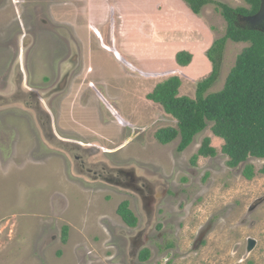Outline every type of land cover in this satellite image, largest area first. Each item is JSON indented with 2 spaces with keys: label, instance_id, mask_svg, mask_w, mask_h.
<instances>
[{
  "label": "rangeland",
  "instance_id": "374dc122",
  "mask_svg": "<svg viewBox=\"0 0 264 264\" xmlns=\"http://www.w3.org/2000/svg\"><path fill=\"white\" fill-rule=\"evenodd\" d=\"M213 1L247 7L243 0ZM159 5L0 0V264H264V201L248 212L264 197V161L249 157L239 169L228 168L211 124L182 151L179 138L162 145L154 136L191 122L196 84L212 71L209 47L200 48L222 38L226 22L207 5L198 17L202 33L184 23L191 31L184 36L167 29L166 14H155ZM170 6L172 18L178 13L180 23H192L176 0ZM96 29L102 42L95 36L91 44ZM72 40L79 67L49 103L58 136L39 99L74 54ZM21 46L27 84L15 66ZM246 46L226 42L207 93L223 88ZM204 138L216 155L193 160ZM92 142L104 152L78 144ZM247 164L252 180L242 175ZM118 171L132 172L136 185L143 181V194L110 182ZM124 201L135 227L116 213ZM248 238L257 242L249 254ZM143 239L132 256L131 240ZM141 248L147 260H139Z\"/></svg>",
  "mask_w": 264,
  "mask_h": 264
},
{
  "label": "trees",
  "instance_id": "16d2710c",
  "mask_svg": "<svg viewBox=\"0 0 264 264\" xmlns=\"http://www.w3.org/2000/svg\"><path fill=\"white\" fill-rule=\"evenodd\" d=\"M191 13L199 16L203 7L214 5L216 11L226 22L225 35L215 40L205 57L211 63V74L196 84L195 108L191 122L179 123L177 130L163 128L155 133V139L162 145L179 138L178 151L184 150L196 134L209 124L213 135L222 139L220 152L227 157L228 168L236 169L249 157L264 161V26L249 28L239 21L241 16L255 14L260 7V0H243L247 7L232 8L213 0H182ZM247 43L235 64L228 73L223 88L207 93L217 81L226 42ZM175 80L180 88V80ZM168 79V80H169ZM167 81V80H166ZM216 150L210 146V140L204 138L193 160L197 157H214ZM264 174V163L259 170ZM242 175L252 180L254 171L251 165H245ZM117 215L128 227H135L137 219L128 209L127 202H122L116 210ZM62 241L66 242V228ZM149 251L142 250L139 260H147Z\"/></svg>",
  "mask_w": 264,
  "mask_h": 264
},
{
  "label": "bare ground",
  "instance_id": "6f19581e",
  "mask_svg": "<svg viewBox=\"0 0 264 264\" xmlns=\"http://www.w3.org/2000/svg\"><path fill=\"white\" fill-rule=\"evenodd\" d=\"M72 42L74 43V45H76L75 52L73 55L70 54L71 57L69 55L64 61H62L63 63L60 64L59 69H58V81H57V83L53 87H51L49 90L41 92V101L40 102L42 104L43 109H45V111H48L50 113L52 124H53V129H54V132L56 133V135H58V134L55 130V126H56L55 120H54V117L52 116L51 109L49 108V103L52 102V100L55 97L63 94L68 89L71 78L79 67V64H80L79 63V49H78V46L75 43V41L72 40ZM23 64H24V51H23V46H21L20 52L18 53V56L16 58L15 66L18 69V73L19 74L22 73V75H23V72H25V69L23 68ZM22 78L24 80V83L27 84L26 78H24V77H22ZM66 82H67V85H66L65 89H63ZM61 139H63V138H61ZM63 140L71 142V140H68V139H63ZM78 144L80 146H83V147L93 148L95 150L104 152L100 143L92 142V143H78Z\"/></svg>",
  "mask_w": 264,
  "mask_h": 264
},
{
  "label": "crops",
  "instance_id": "0c3cea01",
  "mask_svg": "<svg viewBox=\"0 0 264 264\" xmlns=\"http://www.w3.org/2000/svg\"><path fill=\"white\" fill-rule=\"evenodd\" d=\"M155 1H157V2H159V6L157 7V8H155L154 10H155V14L157 13V16L159 17H162V15H160V14H166V16H167V18H168V24H167V29H179V31H182V32H184V36L185 35H187V32L188 31H190V30H188V28H186L185 26H184V23L185 24H188L189 26H193V27H195V26H197V27H195V28H197L198 30H199V32H200V34L202 33V31L204 30V27H201L200 26V24H199V22L204 26V24L201 22V21H199L198 20V17L199 16H194V15H192L189 11H188V9L181 3V1L180 0H176V2H178L181 6H182V8L185 10V12H186V14H187V16H188V19H192V23H188V22H186V21H183L182 23H180V21L182 20V16L181 15H179L178 13L176 14V16H175V18H172L171 16H170V13L172 12V10H173V8L170 6V3H171V1H173V0H155ZM160 7V8H159ZM156 11H158V12H156ZM103 17H98V19H97V21L98 20H101L100 22H99V26L101 27L102 25H104V23H103V19L105 20L106 18H105V16L106 15H102ZM95 20H96V18H95ZM199 21V22H198ZM155 22H156V20H155ZM157 22H159L162 26H161V29H162V27H163V25H164V23H162V22H160L159 21V19L157 20ZM159 29H160V27H159ZM161 29H160V31H161ZM98 30H99V27H98ZM98 30L96 29V30H94L95 31V33H94V31H92V35L94 34V36H92V37H90V42H91V44L93 43V41H92V39H93V37L95 38V36H96V38H97V40L99 41V42H102V37H101V35H100V33L98 32ZM191 32V31H190ZM173 37L171 36V39H172ZM172 41H174L173 39H172ZM211 45V44H210ZM210 45L208 44V45H206V46H201V48H200V50H203V49H205V47H210ZM176 61V60H175ZM176 64V69H177V67L178 68H180V66L177 64V63H175ZM177 71L179 72L180 71V69H177ZM163 77H165V75H162V77H161V79L163 80ZM168 80V79H167ZM70 84V83H69ZM178 85V84H177ZM183 97V96H182ZM129 106V103H127V105L125 106L124 105V107H122V106H119V108H120V110H125V109H128V108H126V107H128ZM130 107V106H129ZM132 110H134V108H133V105H132ZM129 126V125H128Z\"/></svg>",
  "mask_w": 264,
  "mask_h": 264
},
{
  "label": "water",
  "instance_id": "95a60500",
  "mask_svg": "<svg viewBox=\"0 0 264 264\" xmlns=\"http://www.w3.org/2000/svg\"><path fill=\"white\" fill-rule=\"evenodd\" d=\"M239 21L240 23L248 26L249 28H260L264 26V0H260L259 10L255 14L250 16H241L239 17ZM241 165L242 164H240L239 167L236 169H239ZM263 201H264V197L254 201V203H252V205L248 208V212L253 211ZM256 244H257L256 240L252 238H248L246 253L249 254L255 248Z\"/></svg>",
  "mask_w": 264,
  "mask_h": 264
},
{
  "label": "flooded vegetation",
  "instance_id": "af4514ba",
  "mask_svg": "<svg viewBox=\"0 0 264 264\" xmlns=\"http://www.w3.org/2000/svg\"><path fill=\"white\" fill-rule=\"evenodd\" d=\"M21 76V74H20ZM39 101H41V98L39 99ZM41 104V102H40ZM42 106V104H41ZM43 109V107H42ZM45 110V109H44ZM48 112V111H47ZM49 113V112H48ZM50 114V113H49ZM96 174V173H94ZM97 176V174L95 175ZM101 176V175H100ZM125 178V181H123V178ZM118 178V179H117ZM117 178H110L108 179L110 182L114 183L115 185H125V186H131L133 187L135 190H137L140 194H143V191H144V184H143V181L139 184V185H136V182L137 180L135 179L134 175L132 172H129V173H126V172H122V171H118V176ZM145 242L144 239L140 242H137V240H131V253H132V256H134V250L137 251V249L142 245V243ZM145 248H141L140 249V252L142 250H144Z\"/></svg>",
  "mask_w": 264,
  "mask_h": 264
}]
</instances>
